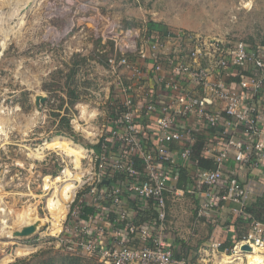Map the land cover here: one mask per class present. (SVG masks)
<instances>
[{
  "label": "rangeland",
  "instance_id": "1",
  "mask_svg": "<svg viewBox=\"0 0 264 264\" xmlns=\"http://www.w3.org/2000/svg\"><path fill=\"white\" fill-rule=\"evenodd\" d=\"M0 15L8 19L0 39L9 32L7 46L0 45V264H57L77 254L59 246L68 216L56 232L48 202L70 181L66 170L82 176L74 195L89 182L93 148L119 102L108 92L109 59L127 54L133 42L145 45L148 22L165 25L173 37L264 44V0H0ZM37 97L45 102L38 105ZM60 138L87 153L76 161L71 151L48 147ZM172 196V216L185 219L195 210L185 202L193 201L190 194ZM29 212L37 231L14 236Z\"/></svg>",
  "mask_w": 264,
  "mask_h": 264
},
{
  "label": "built area",
  "instance_id": "2",
  "mask_svg": "<svg viewBox=\"0 0 264 264\" xmlns=\"http://www.w3.org/2000/svg\"><path fill=\"white\" fill-rule=\"evenodd\" d=\"M171 38L189 48L194 60V64L179 60L173 73L190 79L196 93L180 86L177 79L162 74L158 80L178 92L171 94L168 101L139 107L131 96L125 97L121 116L110 120L107 135L102 134L98 141L100 152L93 148L96 162L89 182L82 183L83 188L70 201L68 219L58 236L63 251L80 253L103 264H185L175 257L163 233V223L169 196L192 193L181 190L177 184L183 164L191 161L197 134L207 138L209 144L204 152L213 156L215 164V169L205 170L196 163V170L191 173L188 188L193 184L199 193L204 189L198 215L210 216L226 204L239 206L232 212L241 215L253 199L264 202V180L242 177L243 171L264 168V113L251 104V99L264 91V46L251 47L241 41L225 44L189 34ZM157 47V43L150 41L148 47L130 45L127 51L138 52L144 60L149 57V50L155 51ZM202 57H207V66L196 65ZM130 62L124 52L118 59H109L114 73ZM245 65L251 66L248 73L240 70ZM155 70L163 72V64L158 62ZM222 77L239 81L229 83ZM120 80L117 84L122 86ZM180 116L187 119L197 116L198 129L183 126ZM147 121L151 128L146 127ZM231 159L236 166L233 170L227 166ZM137 161L142 169L136 165ZM104 181L109 184L102 185ZM131 198L157 210L160 228L156 222L151 226L130 221L127 202ZM100 201L115 207V220L109 222L106 213L110 207L101 205ZM87 207L95 210L84 216ZM109 231L123 240L109 243ZM136 236L142 241L140 247L128 244V238ZM244 245L264 255V221L251 218L248 229L229 251L233 256L243 254L248 262L250 252L242 250Z\"/></svg>",
  "mask_w": 264,
  "mask_h": 264
},
{
  "label": "crops",
  "instance_id": "3",
  "mask_svg": "<svg viewBox=\"0 0 264 264\" xmlns=\"http://www.w3.org/2000/svg\"><path fill=\"white\" fill-rule=\"evenodd\" d=\"M171 37H161L158 33H152L150 37H146L145 45L140 44V47H148L150 41L157 43V49L155 51L149 50V57L146 59H141L139 57L138 52H128L127 56L131 61L129 66L120 67L115 73L112 75L118 74V79L121 78L122 86H119L117 82H115V77L112 75L109 77L112 80L109 83L110 90L109 95H112L113 98H118V105L114 106V112L111 114V120L113 118H118L121 116L123 109V100L127 95L133 98L134 104L139 107H144L146 103L149 102H166L169 99L171 94H178L176 91H172L170 87H168L165 83H161L158 78L162 75H169L171 78L177 79V82L182 87H186L193 93H196V89L191 83L190 79L184 76H180L176 73H173L175 64H178V61L181 60L185 63H193L194 60L189 55V48L183 47L181 42L174 41ZM149 39V40H148ZM148 40V42H147ZM225 44H230L231 42H225L224 40H219ZM138 42V41H137ZM137 42H133L132 46H136L139 44ZM246 43V42H245ZM184 45V44H183ZM249 45V44H248ZM261 45V43H256L254 45H249L251 47H256ZM264 46V45H263ZM129 48V46H128ZM126 49V51L128 50ZM123 52V51H122ZM121 52V53H122ZM160 62L163 64L164 71L156 72L155 65ZM202 64L207 66L208 59L207 57H202L196 65ZM139 72L137 74V71ZM240 70L244 73H248L247 71L251 70V66L245 65L241 66ZM226 82L232 83L236 78H228L222 77ZM117 81V80H116ZM113 88V90H112ZM123 89L128 90L129 93L123 91ZM116 96V97H115ZM251 104L264 113V91L255 95L251 99ZM219 108V107H217ZM181 118V122L184 124L183 126H190L192 128L198 127V118L197 116H192L190 118ZM146 127L151 128L150 122H145ZM109 129V128H108ZM107 129V130H108ZM198 129V128H196ZM198 130H196L197 132ZM107 135V133H106ZM207 144L208 140L206 141ZM206 144V145H207ZM175 150H179L177 145H173ZM207 158H213L212 155L206 156ZM139 169H142V165L139 161L137 164ZM183 168L188 170L189 176L191 173L195 172L196 162L191 160L183 164ZM228 169H235V162L231 159L227 163ZM255 178L257 180H264V168L261 170L255 171H243L242 177ZM104 181L103 183H105ZM107 184L109 182L107 181ZM106 186V185H105ZM188 184L186 186V190L192 191L190 194V198L193 199L192 202L188 199L185 201L189 205L193 206V210L188 214L187 218H183L179 216L177 212L175 216L170 214L171 209L169 206V199L172 198L169 196L168 204H167V217L163 223V233L165 237L170 242L173 248V252L175 257L178 260H183L185 264H223L222 256L231 257V253L229 251L232 249L235 242L238 238L248 229L251 218H255L257 215L248 212V208L253 206V208L258 213H262L263 217L260 221H264V202L260 198H255L252 200L251 204H249L245 210V214L236 215L232 212V209L236 206L234 204H226L224 207L218 208L214 213L207 217H200L198 215V210L203 201L202 192L199 193L194 190V185L188 188ZM184 190V189H181ZM194 191V192H193ZM189 194V193H185ZM184 194V195H185ZM183 195L174 196L178 200L181 199ZM101 205L105 203L108 207H110V212L106 213V216L110 221H113L117 218V213L115 211V207L107 202L100 201ZM127 204L129 205L128 213L130 221H133L136 224H150L151 226L155 224L160 228V222L158 219L157 210L150 205H145L142 200L131 198L129 199ZM196 204V206H195ZM239 206H236L238 208ZM91 208V207H87ZM92 212L95 209L92 208ZM259 211V212H258ZM89 213V214H91ZM88 214V215H89ZM87 215V216H88ZM258 220V219H257ZM126 224L124 223L122 227L124 228ZM107 240L109 243L117 242L119 243L123 239L114 237L115 234L109 231L107 233ZM116 238V240H115ZM126 241V240H125ZM128 244L130 246H141L142 241H140L139 237H133L132 239L128 238ZM220 244L219 247L216 245ZM228 250V251H227Z\"/></svg>",
  "mask_w": 264,
  "mask_h": 264
},
{
  "label": "bare ground",
  "instance_id": "4",
  "mask_svg": "<svg viewBox=\"0 0 264 264\" xmlns=\"http://www.w3.org/2000/svg\"><path fill=\"white\" fill-rule=\"evenodd\" d=\"M15 13H16V11H15ZM2 17H4V16L0 15V26H2L1 24H4V22H6L8 20V19L6 20L5 18H2ZM23 21H24V19H23V16H22L21 18H19V21L13 27H15L17 25H20ZM12 28H10V29H12ZM5 32H4L5 36H3L4 38L0 39V45H2L3 48H5V45H6L7 41H8V37L7 36L9 35V32H6V34H5ZM93 129H94V127H93ZM48 147H50L52 149H63V150L67 149L68 152L71 151V154H73L75 156L76 161L78 160L80 153L81 154H86L87 153V151H85L80 146H76V150L70 148L65 141L61 140V138L53 140L51 143L48 144ZM36 155L38 156L39 154H36ZM64 174H66L70 178L69 179L70 181L67 182V184L65 183V186L62 185L63 187L59 188L58 191L56 189L57 197H58L57 200H54V199L51 198V199H49V202H48L49 203L48 206L50 208L51 215H52L53 220H54L52 222V226H53L54 230H56V232H57V229H59V227H61V220L64 219V217H65V215L67 213V204L73 199L74 194H75V190L78 187L77 183H75V182L76 181H78L80 183L82 182V176L81 177L79 175H75L74 176V174H72V172H70L68 170H66ZM59 180H61V179H58V181ZM56 191H55V194H56ZM55 194H54V196H56ZM17 221L19 222L18 224H20L21 227L22 226L35 225L38 228V225L35 224L36 223V216L33 215L32 212L27 213L26 216L20 217V219H18ZM6 223H7V220H5V217H4L2 225H4V227H5ZM14 236H15V233H14ZM28 248L31 249V247H28ZM28 248L26 250H30ZM17 253L19 255L22 254L21 251H17ZM27 253H29V252H27ZM19 255H17V256H19ZM14 257H16V255ZM222 257H223V260H222L223 264H243L244 261H245L243 254H238L236 256H231V257H227V256L224 255ZM247 258H248L247 264H264V255H261L256 248H254V250L252 252L247 254ZM11 259H12L11 257H6L5 259H3V262L6 263V261H11Z\"/></svg>",
  "mask_w": 264,
  "mask_h": 264
},
{
  "label": "trees",
  "instance_id": "5",
  "mask_svg": "<svg viewBox=\"0 0 264 264\" xmlns=\"http://www.w3.org/2000/svg\"><path fill=\"white\" fill-rule=\"evenodd\" d=\"M152 33H158L161 35V37H169L172 36L170 32H168V28L158 22H154V21H150L147 23V27H146V37H150L152 35ZM264 45V44H261ZM235 81H239L238 78L235 79ZM216 132V131H215ZM214 133V131H213ZM197 142L194 146V153L193 156L191 158V160H194V162H196L198 164V166L201 169H205V170H213L215 169V164H214V160L211 158H207L205 157V148L207 147V138L205 137L204 134H197ZM95 149L100 152L101 150V145L95 146ZM188 170L182 168L180 173V180L177 184V187L180 189H186V186L190 180V176L187 173ZM102 185H108L107 183H103ZM93 210L92 208H86L83 212H84V216H87L89 213H91ZM248 212L256 214L257 216L255 218H257L258 220H261L263 217L262 213H258L257 211L253 208V206L248 208ZM259 212V211H258ZM78 254V255H77ZM77 254H72V253H68L67 255L64 256V258L61 259V261H59L60 263L57 264H103L100 263L97 259L95 258H88L85 257L83 255H81L80 253ZM50 264H56L54 260H51Z\"/></svg>",
  "mask_w": 264,
  "mask_h": 264
},
{
  "label": "water",
  "instance_id": "6",
  "mask_svg": "<svg viewBox=\"0 0 264 264\" xmlns=\"http://www.w3.org/2000/svg\"><path fill=\"white\" fill-rule=\"evenodd\" d=\"M37 104L39 105L40 102H45V98H41V97H37ZM107 183V181L105 182ZM37 231V227L35 225H30V226H26L24 228H22L20 231L15 232V236L18 237H26L29 235L34 234ZM242 250L245 252H252L253 249L251 246L248 245H244L242 246Z\"/></svg>",
  "mask_w": 264,
  "mask_h": 264
}]
</instances>
